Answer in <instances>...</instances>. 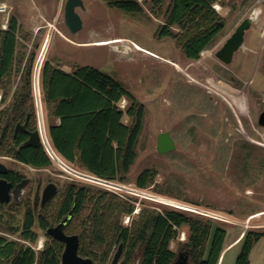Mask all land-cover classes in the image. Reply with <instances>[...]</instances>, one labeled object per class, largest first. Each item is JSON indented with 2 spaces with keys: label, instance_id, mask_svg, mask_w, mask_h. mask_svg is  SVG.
<instances>
[{
  "label": "rangeland",
  "instance_id": "374dc122",
  "mask_svg": "<svg viewBox=\"0 0 264 264\" xmlns=\"http://www.w3.org/2000/svg\"><path fill=\"white\" fill-rule=\"evenodd\" d=\"M83 1L86 11L80 8L77 11L84 28L76 35L65 24L67 0H0V5L8 6L7 13H0L1 26L4 29L13 17L17 18L25 34L33 38L31 43H22L25 48L21 47V51L28 54L34 43L45 39L34 77L38 125H42L44 133V112L36 81L44 62L55 61L69 73L75 65L91 66L114 78L144 105L138 158L128 181L114 182L121 191L97 185L87 178L89 174L62 160L60 163L54 155L55 164L47 169L23 166L0 155V162L9 169L33 179L25 197L30 195L34 203L39 183L43 188L53 183L62 193L67 185L76 183L134 200L135 215L125 218V226H130L142 209L163 210L171 202L194 208L213 220L214 228L226 229V248L237 244L246 233H264V127L258 124V116L264 110V0H253L244 8L239 0H224L225 7L218 4L219 12L226 18L225 31L198 61L188 60L172 39L159 37L164 20L151 15L149 6L146 13L135 14L113 8L107 0ZM249 17H255L256 21L246 35L244 47L231 65H223L216 52ZM118 39L124 43L95 44ZM132 44L157 57L135 50ZM20 77L21 74L14 78V86L20 84ZM2 94L0 91V110L11 102L9 99L3 104ZM129 104L125 99L120 106L126 110ZM125 122L130 124L131 119L125 117ZM163 132H170L177 146L175 152L159 154L158 136ZM45 143L47 149L49 144ZM146 169L158 173L155 185L164 194L156 193L155 185L147 190L137 188V177ZM14 202L13 198L11 206L2 211L0 235L24 244L19 233L8 229L20 228L24 218V208ZM58 202L50 208L53 224L58 223L55 222ZM39 233V242L32 244L36 251L41 250L40 241L45 243L47 239L45 232ZM213 235L214 232L210 243ZM187 237V230L182 229L173 250L179 252V243H184ZM240 250L241 244L229 249L222 264H236ZM250 264H264V236L255 244Z\"/></svg>",
  "mask_w": 264,
  "mask_h": 264
},
{
  "label": "trees",
  "instance_id": "16d2710c",
  "mask_svg": "<svg viewBox=\"0 0 264 264\" xmlns=\"http://www.w3.org/2000/svg\"><path fill=\"white\" fill-rule=\"evenodd\" d=\"M223 1L107 0L111 7L128 13H146L149 6L151 15L164 20L159 37L172 39L190 61L200 60L224 33L226 18L214 7H225ZM252 1L239 0L240 7ZM233 7L236 9V4ZM32 39L17 18L9 21L7 29L0 22L1 102L11 99L10 105L0 110V155L19 164L47 169L55 162L46 147H23L28 135L19 133L15 137L19 124L30 131L39 129L34 77L45 39L34 43L29 54L21 51L22 43H31ZM20 74V84L14 86V78ZM39 86L47 137L57 157L95 178L126 183L138 158L144 105L114 78L91 66L75 65L69 73L55 61L46 60L40 70ZM125 99L130 103L126 110L120 107ZM9 114L11 124L2 139ZM125 117L131 119L130 124ZM157 176L153 169L142 171L136 180L137 188L147 190L155 185ZM6 178L17 184L25 176L11 170ZM154 191L164 194L156 185ZM57 200L55 222L73 214L66 233L80 237L79 255L95 264H111L121 244L124 254L120 264H174L182 252L189 255V264H219L225 251L228 232L222 227L214 228V221L209 218L165 204L163 210L142 209L131 225L125 226V218L135 215L134 200L109 190L71 183L64 193L58 190L44 207L32 203L30 195L14 200L15 206L24 208L23 222L20 228H9L10 224L7 227L12 233H19L25 243L0 235V264H62L64 243L46 235L51 225L58 224L50 220V208ZM11 204L0 203V220L3 209ZM182 229L187 230L188 237L179 243L176 252L172 245L179 241ZM39 231L45 232L47 239L44 247L36 251L32 244L39 242ZM263 236L264 233L253 231L244 235L236 264H250L252 250Z\"/></svg>",
  "mask_w": 264,
  "mask_h": 264
},
{
  "label": "water",
  "instance_id": "95a60500",
  "mask_svg": "<svg viewBox=\"0 0 264 264\" xmlns=\"http://www.w3.org/2000/svg\"><path fill=\"white\" fill-rule=\"evenodd\" d=\"M86 11V5L83 0H67L65 5V24L71 34L76 35L81 32L84 28V21L81 15L78 13V9ZM255 17L246 18L235 30L232 36L223 44V46L216 52V58L224 63L230 65L234 61L235 55L244 47L246 35L255 23ZM45 49V48H44ZM40 66L38 70H40ZM36 81L39 83V74L36 75ZM12 115L10 114L7 118L6 124L3 128L2 136L3 139L6 131L9 128ZM260 124L264 127V112L260 118ZM20 132H25L29 136V140L24 144L23 147H39L40 145L45 146L46 137L40 124L39 129L34 132H29L25 125L19 124L15 130V137ZM177 149L176 143L172 138L170 132H163L158 136L157 150L159 154L166 155L175 152ZM8 167L0 162V174H7ZM31 179H24L21 183L16 185L13 189V184L9 183L6 179L0 177V203L7 204L10 202L12 195L15 196L16 200H20L23 195L25 188L31 183ZM58 194V188L55 184H49L43 192L42 207H44L49 201H51ZM40 192L38 191L35 198V204L37 205L40 201ZM73 214L70 213L65 219L59 222L57 225H51L46 235L58 240L65 245V249L62 255V264H95L90 258H83L79 255L80 248V237L78 235H68L66 228L72 220ZM124 254V245L121 244L113 258L111 264H120ZM174 264H189V255L186 253H180Z\"/></svg>",
  "mask_w": 264,
  "mask_h": 264
},
{
  "label": "built area",
  "instance_id": "2783aa9c",
  "mask_svg": "<svg viewBox=\"0 0 264 264\" xmlns=\"http://www.w3.org/2000/svg\"><path fill=\"white\" fill-rule=\"evenodd\" d=\"M215 7V9L217 10V11H220V7H219V5L217 4V5H215L214 6ZM8 12V6L6 5V4H1L0 5V13H3V14H5V13H7ZM8 27L5 25L4 26V29H7ZM121 107V106H120ZM45 142H46V140H45ZM48 144H49V146H47V151L49 152V154L51 155V157L53 158V153L55 154V152L53 151V149H52V147H51V145H50V143H49V141H48ZM46 143H45V147H46ZM48 147H50L49 149H48ZM51 149V150H50ZM53 153H52V152ZM56 155V154H55ZM57 156V155H56ZM87 178H89V180H93V182H95L97 185H100V186H104V187H108V188H115V189H119V190H121L122 191V189H121V187L120 186H116L115 184H114V182H109V181H105V180H102V179H99V178H95V177H93V176H89V177H87ZM168 205L169 206H173V207H176V208H179V209H182V210H185V211H189V212H192V213H197V214H199V215H203V216H205V214L204 213H202V212H198V210H196V209H194V208H191V207H189V206H185V205H178V204H175V203H168ZM44 247V243H43V241H40V243H39V249H42Z\"/></svg>",
  "mask_w": 264,
  "mask_h": 264
},
{
  "label": "flooded vegetation",
  "instance_id": "af4514ba",
  "mask_svg": "<svg viewBox=\"0 0 264 264\" xmlns=\"http://www.w3.org/2000/svg\"><path fill=\"white\" fill-rule=\"evenodd\" d=\"M222 63V62H221ZM233 63V62H232ZM223 65H225L224 63H222ZM231 65V64H230ZM225 66H229V65H225ZM263 112H264V110L260 113V115L258 116V124H259V126L260 127H262L261 126V124H260V118H261V115L263 114ZM27 129V128H26ZM27 131H29V132H34V131H30V130H28L27 129ZM20 133H25V132H20ZM25 134H27V133H25ZM19 135V134H18ZM28 135V134H27ZM29 137V136H28ZM28 140H29V138H28ZM27 140V141H28ZM26 141V142H27ZM26 142H24L23 144H22V146H24V144L26 143ZM21 165H23V164H21ZM23 166H27V165H23ZM33 168V167H32ZM34 169H36V168H34ZM8 173L7 174H0V177L2 178V179H6L9 183H12V182H10L6 177L9 175V173H10V171L12 170V169H9L8 168ZM24 179H31V178H27L26 176H25V178ZM23 179V180H24ZM22 180V181H23ZM32 181H31V183L28 185V187L27 188H25V190H24V192H23V195H22V197L20 198V200L19 201H21L22 199H23V197L26 195V190L33 184V179H31ZM21 181V182H22ZM21 182H18L17 184H13V189H14V187L16 186V185H18L19 183H21ZM50 184H53V183H50ZM49 185V184H48ZM47 185V186H48ZM46 186V187H47ZM46 187L45 188H43V185H42V183H39L38 184V186H37V189H36V192H35V198H36V194H37V192L39 191L40 192V197H41V199H40V201H39V203L36 205L35 204V200H34V204L36 205V206H40V207H42V197H43V192H44V190L46 189ZM58 188V187H57ZM59 190V189H58ZM14 198V200L15 201H18V200H16V198H15V196L14 195H12V198H11V200H10V202L9 203H7V204H4V205H8V204H10L11 203V201H12V199Z\"/></svg>",
  "mask_w": 264,
  "mask_h": 264
},
{
  "label": "bare ground",
  "instance_id": "6f19581e",
  "mask_svg": "<svg viewBox=\"0 0 264 264\" xmlns=\"http://www.w3.org/2000/svg\"><path fill=\"white\" fill-rule=\"evenodd\" d=\"M118 43H124V40H122V39H118V40H112V41H103V42H96L95 44H97V45H113V44H118ZM132 45H133L134 49L137 50V51H139V52L145 53V54L150 55V56L157 57L155 54L150 53L149 51L145 50L144 48H142V47H140V46H138V45H136V44H132ZM124 46H125V45H124ZM158 59H159V58H158ZM160 61H161V60H160ZM171 64H172V63H171ZM177 68H180V67L177 66ZM235 99H236V98H235ZM237 100H238V99H237ZM241 103H242V102H241ZM43 127L45 128V126H43ZM43 133H44V132H43ZM44 135H45V137H46V129H45V133H44ZM46 139H47V137H46ZM46 141H47V143H48V139H47ZM53 155H54V157L57 158V160H59V158H58L54 153H53ZM59 162L62 163L61 160H59ZM260 215H262V213H261V214H256V215L252 216L251 218L253 219V218H255L256 216H260ZM241 240H242V238H240V239L237 241V243H239Z\"/></svg>",
  "mask_w": 264,
  "mask_h": 264
},
{
  "label": "crops",
  "instance_id": "0c3cea01",
  "mask_svg": "<svg viewBox=\"0 0 264 264\" xmlns=\"http://www.w3.org/2000/svg\"><path fill=\"white\" fill-rule=\"evenodd\" d=\"M44 125H45V122H44ZM45 129H46V127H45ZM46 135H47V131H46ZM47 138H48V137H47ZM48 141H49V140H48ZM49 143H50V142H49ZM242 239H243V238H242ZM241 241H242V240H241ZM239 244H240V242L237 243V244H236V243H235V244H232V245L228 246V248L225 247V251H224V253H223V255H222V258H221L219 264H222V263H223L226 252H227L229 249L235 247L236 245L238 246Z\"/></svg>",
  "mask_w": 264,
  "mask_h": 264
}]
</instances>
